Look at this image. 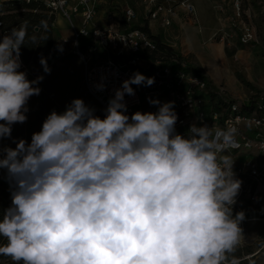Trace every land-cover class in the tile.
<instances>
[{"label": "clouds", "instance_id": "clouds-1", "mask_svg": "<svg viewBox=\"0 0 264 264\" xmlns=\"http://www.w3.org/2000/svg\"><path fill=\"white\" fill-rule=\"evenodd\" d=\"M26 37V21L0 36V139L27 121L28 101L41 92L43 76L20 70ZM39 62L50 73L46 58ZM154 83L137 71L103 117L75 98L51 111L30 143L0 148L11 192L0 255L14 264H225L244 238L245 213L233 212L242 180L229 151L238 129L193 123L180 134L175 102L151 98L156 112L129 116L132 85Z\"/></svg>", "mask_w": 264, "mask_h": 264}, {"label": "built area", "instance_id": "built-area-1", "mask_svg": "<svg viewBox=\"0 0 264 264\" xmlns=\"http://www.w3.org/2000/svg\"><path fill=\"white\" fill-rule=\"evenodd\" d=\"M18 1L40 3L55 22H65L69 36H59L51 51L57 54L63 45L71 43V53L84 66V87L101 107L103 116L115 90L138 71L154 77L155 83L132 85L135 95H125L129 116L136 111L156 112L158 106L149 103L151 98L161 103L175 102V127L180 134H186L193 123L221 128L234 125L238 143L229 151L236 160V177L242 180L237 198H245L252 206L260 205L264 200V87L242 95H228L211 85L209 88L184 54L152 38L150 23L159 21L163 27L170 26L176 8L198 24L190 0ZM100 84L105 86L103 90H98Z\"/></svg>", "mask_w": 264, "mask_h": 264}, {"label": "rangeland", "instance_id": "rangeland-1", "mask_svg": "<svg viewBox=\"0 0 264 264\" xmlns=\"http://www.w3.org/2000/svg\"><path fill=\"white\" fill-rule=\"evenodd\" d=\"M205 1L215 15L211 23L213 27L219 26L217 14L227 18L225 27L213 37L212 43H222L226 57L229 54L232 58L228 59L229 68L223 66L217 78L203 69L204 65L211 62L208 56L189 54L188 61L205 77L208 85H214L217 90L223 89L228 95L258 92L264 87V0H224L221 4L223 9L217 0ZM236 1L238 7L235 6ZM157 31L162 41L167 42L172 39L171 34L177 32V28L172 22L166 29L159 28ZM54 32L56 38L61 35L69 36V32L62 34L56 27ZM71 50L69 42L57 54L46 57L50 73L44 72L40 62L26 67L24 71L29 80L43 76V80L37 85L41 92L28 101L27 121L14 124L11 137L0 139V148H15L14 141L19 139L30 143L32 134L40 131L47 115L53 110L63 112L75 98L83 99L86 105L95 109L96 115L103 117L101 107L84 87V66ZM237 59L242 65L237 63ZM0 187L10 190L5 170H0ZM239 211L248 214L241 223L244 238L235 251L227 255L225 264H231L232 259L237 264H264V200H261L260 205L252 206L245 198H237L233 212ZM0 264L4 262L0 260Z\"/></svg>", "mask_w": 264, "mask_h": 264}, {"label": "trees", "instance_id": "trees-1", "mask_svg": "<svg viewBox=\"0 0 264 264\" xmlns=\"http://www.w3.org/2000/svg\"><path fill=\"white\" fill-rule=\"evenodd\" d=\"M25 21L27 22V37L25 46L21 48L20 58L24 67L20 69L21 71L37 64L41 56L44 58L51 56L53 54L51 49L57 39L54 32L55 18L40 3H25L18 0L0 1V36L7 34L14 27L18 28ZM152 38L160 43L157 36H152ZM227 57L230 60L232 58L229 54ZM203 78L205 79L204 76ZM209 88H211L210 85ZM10 204V190L0 187V212ZM247 215L245 214L246 217ZM4 243L6 240L0 237V245ZM0 260L4 264H14L12 259L7 256L0 255Z\"/></svg>", "mask_w": 264, "mask_h": 264}, {"label": "crops", "instance_id": "crops-1", "mask_svg": "<svg viewBox=\"0 0 264 264\" xmlns=\"http://www.w3.org/2000/svg\"><path fill=\"white\" fill-rule=\"evenodd\" d=\"M190 1L194 5L195 10H197L196 14H198L197 15L198 24H194L192 21L188 19V17L185 16V14L182 12V10H180V8H176L175 9L176 14L173 17L172 22L175 24L177 28V32L171 34L172 39L168 40L167 42L162 41L159 32L157 30L159 28L166 29V27H163L159 23V21H153L150 23L151 35L157 36L162 44L180 51L186 57L189 54L194 56L204 54L210 58L208 48L212 47L215 44L220 43V42L212 43V39L215 35H217V33L220 31L221 28L225 27L227 18L220 17V15L217 14V20L219 22V26L213 27L211 23L214 20L215 15L213 14V12L210 11L208 5L205 4L206 1L194 0V3L192 2V0ZM217 1L219 2L220 8L223 9L221 4L224 3V0H217ZM55 27L58 30H60L62 33L65 34L68 33L66 31V24L62 20H57L55 22ZM223 57H224L223 59L225 61V65L229 68V60L226 57L224 50H223ZM212 61H214L213 58ZM237 63H240L239 60L237 61ZM225 65L223 64V66ZM203 69L208 73V71L204 67ZM219 74L220 72L218 73V75ZM211 86L215 88L214 85Z\"/></svg>", "mask_w": 264, "mask_h": 264}, {"label": "bare ground", "instance_id": "bare-ground-1", "mask_svg": "<svg viewBox=\"0 0 264 264\" xmlns=\"http://www.w3.org/2000/svg\"><path fill=\"white\" fill-rule=\"evenodd\" d=\"M224 45L222 43L215 44L212 47L208 48L210 55V63L209 65H204L203 67L209 72L213 73L212 77L217 78L218 73L221 71L223 64L225 65L224 57H223ZM212 58L214 61H212Z\"/></svg>", "mask_w": 264, "mask_h": 264}]
</instances>
